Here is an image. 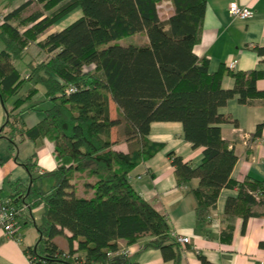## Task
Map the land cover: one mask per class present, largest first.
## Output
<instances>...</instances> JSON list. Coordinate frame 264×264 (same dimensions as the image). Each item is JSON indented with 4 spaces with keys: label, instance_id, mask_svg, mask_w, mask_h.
<instances>
[{
    "label": "trees",
    "instance_id": "obj_1",
    "mask_svg": "<svg viewBox=\"0 0 264 264\" xmlns=\"http://www.w3.org/2000/svg\"><path fill=\"white\" fill-rule=\"evenodd\" d=\"M12 4L16 0H4ZM208 0H26L6 13L0 24V103L6 119L0 137L8 129L10 143L15 136L52 142L57 167L34 176L36 156L23 164L30 177L27 185L16 182L8 198L18 209L41 207L39 238L26 253L32 264H136L116 255L119 241L131 245L147 240L145 248L161 251L163 260L178 264L181 247L170 231L166 216L157 212L133 189L129 174L150 160L164 144L148 139L153 122H179L184 138L193 148H202L200 165L193 166L173 153L177 183L198 179L191 189L197 220L207 224L222 189H237L224 206L227 226L221 240L229 242L233 220L241 217L242 232L254 207L264 205V182L251 176L231 179L237 161L234 149L222 138L221 124L237 125L229 115L219 113L228 100L237 97L241 105L264 101L257 82L264 71L233 72L223 65L209 72L208 59L198 57L199 42ZM41 6L28 17L23 13L32 4ZM166 3L168 16L161 18ZM80 17L50 33L38 36L74 10ZM16 23V24H14ZM146 36L139 44H121L127 37ZM35 43L47 60L29 62L25 74L16 66L27 45ZM264 58V47L251 49ZM233 78V87H221L223 76ZM24 82H31L17 97L11 111L7 101L17 96ZM73 87L75 92L66 93ZM44 91L49 107L40 110L42 119L32 128L18 127L12 114ZM109 99L119 117L109 116ZM120 127L117 142H125L128 152L113 149L112 128ZM264 120L247 140L261 138ZM12 148V145H11ZM54 180L43 191L40 181ZM257 196V197H256ZM66 232L69 236H66ZM64 236L68 250L53 239ZM76 242V248H73ZM264 249V241L259 243ZM112 254V255H109ZM201 264H210L198 254Z\"/></svg>",
    "mask_w": 264,
    "mask_h": 264
},
{
    "label": "crops",
    "instance_id": "obj_2",
    "mask_svg": "<svg viewBox=\"0 0 264 264\" xmlns=\"http://www.w3.org/2000/svg\"><path fill=\"white\" fill-rule=\"evenodd\" d=\"M232 2L250 9L253 15L246 20L231 16L228 13V6ZM142 38V42H145L144 35ZM254 46L264 47V0H208L201 37L193 50L198 57L208 59L209 72H216L221 65L228 68L231 62H235L233 72L264 71V58L258 57L251 50ZM28 85L23 92L21 88L17 96L6 102L5 107L8 111H11L15 99L26 93L31 82H28ZM221 87L225 90L231 89L233 78L229 75L223 76ZM257 88L264 90V78L258 80ZM35 98L44 100V91L41 88H38L37 94L30 102L12 113L18 114V127L22 125L23 129H30L42 119L41 115L31 117L41 112L31 106L32 100L36 101ZM108 106L110 118L119 117L112 99H109ZM219 113L229 115L237 122L236 126L220 125L222 138L229 143L237 156L231 179L243 181L246 176H251L264 182V132L261 138L250 145L247 144L256 125L264 120V101L258 100L252 106H246L239 104L235 96L219 109ZM5 119V110L0 103V127ZM120 131V127L112 128L110 140L114 143V150L127 153V144L123 141L117 142ZM8 135V129H4L0 137V197L3 199L13 195L14 183L21 182L25 185L29 183L30 177L23 164L33 155L36 156L34 176L52 172L57 167L51 141L43 139L35 142L25 136H15L10 143L6 138ZM148 139L164 144V148L130 172V183L141 198L150 203L157 212L166 216L175 239L188 238L187 244H179L181 250L178 264H201L198 254L210 264H264V249L259 248V243L264 241V205L254 207L253 212L256 215L247 219L244 232L242 218H235L231 240L222 241L221 231L228 224V221L225 222L224 206L228 198L237 196V189L220 191L215 209L209 214L207 224L202 225L197 220L196 202L191 193V189L197 186L198 179L179 185L174 175L175 168L168 158V154L173 153L193 166H198L203 159L202 148H193L191 143L185 140L183 127L179 122L151 123ZM45 179L47 178L40 181V185L42 190L47 192L52 185L49 183L43 185ZM19 211L17 226L20 242L9 238L0 227V264H32L26 250L33 249L37 243L39 235L35 225L40 224L43 210L41 207L30 209L24 205ZM66 236H69V233L66 232ZM146 242L147 240H140L126 245L124 241H119L118 244L120 248L129 251L128 258L136 264H173L172 261L163 260L160 250L145 248ZM73 248H76V242H73Z\"/></svg>",
    "mask_w": 264,
    "mask_h": 264
},
{
    "label": "rangeland",
    "instance_id": "obj_3",
    "mask_svg": "<svg viewBox=\"0 0 264 264\" xmlns=\"http://www.w3.org/2000/svg\"><path fill=\"white\" fill-rule=\"evenodd\" d=\"M26 0H16L15 2H13L12 4L6 3L4 0H0V10L2 12L8 13L11 10H13L14 8H16L18 5H20L21 3H23ZM41 10V6L35 3H32L27 9L26 11L22 14L23 17H28L30 14H32L35 11H39ZM168 14V7L166 5V3H163L161 6V12H160V16L161 18H165ZM80 16V11L76 10L74 12H72L71 14L67 15L66 17L62 18L61 20H59L57 23H55L54 25H52L51 27H49L45 33L42 35L38 36V41H43L46 36L50 33H54L57 32L60 28H63L64 26L68 25L69 23H71L72 21H74L75 19H77ZM16 24V23H14ZM143 35H137V36H129L126 38V42H123L121 44H125V43H130V44H139L142 42V38ZM146 39V36H144ZM47 55L44 51H42V49H40L38 46L35 45V43H31L29 45L26 46L25 50H24V56L23 59L20 61L16 62V66L19 68V70L21 72H23L25 74V70L24 68L26 67V64L29 62H39V61H45L47 60ZM28 82H24L22 85V90L21 92H23L27 87H28ZM35 100H32L31 102V106L37 108L38 110H44L46 108L49 107V102H45L43 100H40L38 98H35ZM30 102V101H29ZM30 105V104H29ZM27 113V112H26ZM29 113V112H28ZM39 115L43 116V114L41 112H37L36 114H34L31 117H38ZM24 118V115H23ZM28 122H30V119L28 120ZM54 180L52 178H47L45 180H43V185L44 184H53ZM53 241L60 247V248H67V242L66 239L62 236H58L55 237L53 239Z\"/></svg>",
    "mask_w": 264,
    "mask_h": 264
},
{
    "label": "built area",
    "instance_id": "obj_4",
    "mask_svg": "<svg viewBox=\"0 0 264 264\" xmlns=\"http://www.w3.org/2000/svg\"><path fill=\"white\" fill-rule=\"evenodd\" d=\"M228 13L240 20L249 19L253 15V11L248 8L242 7L235 2H232L228 6ZM6 13L0 10V24L3 23ZM228 69L233 71L235 69V62H231L228 65ZM75 92L73 87L68 88L66 93ZM257 197V196H256ZM19 209L8 199L0 197V227L3 229L5 234L17 242L20 240L19 228L17 226V219L19 217ZM177 241L179 244H187L188 238L178 237ZM116 255H124L128 257L129 251L127 249L120 248ZM112 255V254H109Z\"/></svg>",
    "mask_w": 264,
    "mask_h": 264
}]
</instances>
